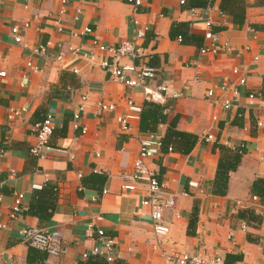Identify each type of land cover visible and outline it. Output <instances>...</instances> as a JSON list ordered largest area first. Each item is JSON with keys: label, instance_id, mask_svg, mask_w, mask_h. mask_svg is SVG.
<instances>
[{"label": "crops", "instance_id": "crops-1", "mask_svg": "<svg viewBox=\"0 0 264 264\" xmlns=\"http://www.w3.org/2000/svg\"><path fill=\"white\" fill-rule=\"evenodd\" d=\"M181 1L141 0L134 7L127 0H0V264H107L106 254L114 264H177L181 252L228 264H264V206L250 191L254 180L264 179V0ZM76 8L81 12L74 20ZM143 26L147 31L138 40ZM84 27L90 33L80 35ZM184 29L188 42L175 34ZM206 31L219 36L215 52H200L210 47ZM122 41L140 45L145 57L122 58L118 66L144 63L153 70L146 81L149 99L143 88H128L101 67L110 55L97 46ZM128 100L141 109L145 102L161 107L165 119L154 133L140 132V116L130 121V131H121L117 119L128 114ZM225 101L232 106L224 108ZM99 103L115 109L97 115ZM46 114L53 117L49 144L59 151L39 159L30 149L34 125ZM172 124L195 141L188 154L167 150L147 162L175 200L164 214L167 234L156 236L140 203L144 187L123 192L122 176L132 170L139 140L161 138ZM207 135L212 139L206 141ZM217 146L243 151L225 196L212 195ZM190 181L199 190L188 188ZM48 187L41 197L49 216L26 214L33 194ZM20 193L21 214L10 220ZM246 209L261 216L258 227L238 217ZM29 226L63 240L66 253L31 252L28 259L29 247L18 232ZM105 240L111 241L109 250ZM93 248L100 253L89 254Z\"/></svg>", "mask_w": 264, "mask_h": 264}, {"label": "built area", "instance_id": "built-area-1", "mask_svg": "<svg viewBox=\"0 0 264 264\" xmlns=\"http://www.w3.org/2000/svg\"><path fill=\"white\" fill-rule=\"evenodd\" d=\"M83 1V0H82ZM129 3H132L134 7H138L141 5V0H127ZM63 3L67 4L69 0H62ZM183 3V0L181 1ZM81 10L79 8L75 9L74 20H77L78 15ZM137 25V21L133 22ZM147 31V27L143 26L139 28L136 33V37L138 40H141L145 36V32ZM14 41L17 43L21 42V37L18 34V30L16 28H12L11 30ZM90 33V29L88 27H84L80 32V35H87ZM205 40L210 42V47L205 48L202 47L200 49L201 53H205L210 50L211 52H215L217 49V45L219 43V36L217 34H213L209 31H206L204 34ZM180 41V38H178ZM98 50L100 52H105L110 55V61H102L101 67L109 74L110 78L113 80L122 83L128 88L140 87L143 88L146 92V99H149V92L146 89V81L153 77V70L146 66L144 63H139L138 65L132 64L129 66H118V61L122 58H128L132 61H139L144 56L143 49L140 45L132 41H122L117 45H98ZM72 51V50H71ZM76 51V50H74ZM36 53H40L41 50H34ZM63 54L58 56V59H61ZM86 58L89 61L94 60L93 54H87ZM256 59V58H255ZM27 66H32L31 63H27ZM37 68H34L36 70ZM233 73L237 74L238 70L233 68ZM0 76H4V72H0ZM240 84H245V79H239ZM159 91H166L165 87H159ZM213 95V91L209 90L207 92V96L211 97ZM250 98H253L254 95H249ZM82 100H85V97H82ZM128 114L122 115L118 117L117 121L120 124V129L122 132L130 131V121L139 119L141 107H138L133 104L131 100L126 102ZM232 106L230 101H225L223 107L228 109ZM83 106L79 107V111H82ZM115 109L114 105H106L104 103H99L97 105V115H100L103 112L113 111ZM24 108L20 110H12L14 115H19L20 113L25 112ZM79 118V113H75L73 115V119L77 120ZM53 117L51 114H46L44 118L34 125L35 131V143L32 145L30 149V153L39 159H43L48 153L54 151L55 149L49 144L50 137L53 133ZM86 129H82V133H85ZM212 139L211 135H207L205 140L209 141ZM162 150V142L161 139L154 135H147L145 138L139 140V151L136 159L134 160L132 170L129 174H125L122 176V185L121 190L123 192H133L138 189V187H144V196L141 199V206L147 208L149 210V216L153 223V232L156 236H162L167 234V228L163 224L164 214L166 211L172 210L174 208L175 200L173 195L167 193L165 191V185L158 179V171L150 168L147 165V162L151 159H154L161 153ZM168 151H172L171 147H168ZM59 151V150H55ZM2 155V151H0V157ZM188 188L199 190V185L190 181L188 183ZM182 196H188L187 192H183ZM24 195L17 194L13 205L10 209L9 219L15 220L21 214L22 210V200ZM1 199V196H0ZM256 197H253V200H256ZM2 228V225H0ZM19 237L22 241L37 250H40L46 253L48 256H59L63 255L67 251V247L63 240L54 236L50 232L45 229H41L38 227H24L18 232ZM103 231L98 230L97 236L100 239H103ZM111 241L105 240L104 247L106 249H110ZM100 251L98 248H93L90 250L89 254H99ZM83 258L88 257V253L82 254ZM106 262L107 264H114V258L110 254H106ZM175 261L177 264H225L222 259L219 257H211V258H203L200 255H189L186 252H181L177 257H175Z\"/></svg>", "mask_w": 264, "mask_h": 264}, {"label": "trees", "instance_id": "trees-1", "mask_svg": "<svg viewBox=\"0 0 264 264\" xmlns=\"http://www.w3.org/2000/svg\"><path fill=\"white\" fill-rule=\"evenodd\" d=\"M126 1V0H124ZM206 0H202L198 2L199 4L203 5ZM184 27V25H183ZM177 38H180L182 42H188L190 40V33H188L185 29L175 31ZM170 35H173V32H170ZM264 85V79H263ZM264 90V88H263ZM260 98L264 97V92L259 95ZM152 107L151 109H146V107L141 109L140 112V120H139V130L143 133H154L156 130V125L159 122L164 121V116L161 111V107L154 103L145 102L144 106ZM162 142V150L161 152H167L168 147L172 148L173 150L178 151L181 154H188L194 145L195 138L186 133L178 132L174 129L173 124L168 127L165 135L160 138ZM220 150V157L218 163L216 165L215 175L212 183V195L214 196H225L227 193V186H228V179L229 174L234 172L238 167L241 159V155L243 151H233L223 146H217ZM48 188L42 189L40 192H35L29 202L28 208L26 210V214H37L39 218L44 216L47 218L49 214L45 212V207L43 206V198L41 197V193L43 191H47ZM250 191L254 194L257 199L259 200L260 204L264 206V179L257 178L251 184ZM52 192V191H51ZM195 208V207H194ZM194 209V214H195ZM238 217L248 221V224L258 227L261 223V216L256 214L251 209H246L240 211L238 213ZM195 218V216H194ZM250 222V223H249ZM191 225V223H190ZM28 246V245H27ZM28 259L29 254L31 252L34 255H37V252H41L43 254L42 257L47 256L46 253L37 250L28 246ZM40 257V256H39ZM41 258V257H40ZM28 261V260H27ZM225 264H228L226 260H224ZM29 264V262H28Z\"/></svg>", "mask_w": 264, "mask_h": 264}]
</instances>
